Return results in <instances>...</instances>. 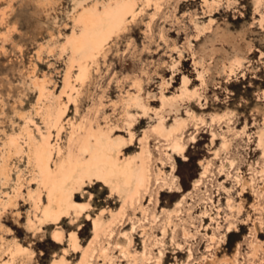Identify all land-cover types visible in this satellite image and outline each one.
Here are the masks:
<instances>
[{"label":"rangeland","instance_id":"rangeland-1","mask_svg":"<svg viewBox=\"0 0 264 264\" xmlns=\"http://www.w3.org/2000/svg\"><path fill=\"white\" fill-rule=\"evenodd\" d=\"M114 12L123 21L92 47L83 16ZM180 120L182 153L155 131ZM263 127L264 0H0V264H77L89 245L107 248L92 264H264ZM100 138L122 140L120 162L142 159L149 187L128 197L85 177L82 211L49 220L48 183ZM121 208L96 236L93 219ZM123 232L146 258L121 253Z\"/></svg>","mask_w":264,"mask_h":264},{"label":"bare ground","instance_id":"bare-ground-1","mask_svg":"<svg viewBox=\"0 0 264 264\" xmlns=\"http://www.w3.org/2000/svg\"><path fill=\"white\" fill-rule=\"evenodd\" d=\"M123 19L124 13L120 12L107 14L104 17L99 18V20L98 18L93 17V15L91 14L84 15L82 18V22L85 27L90 29V45L92 47H96L98 46V44H101L103 41H105L109 37L110 33L119 26ZM80 46L81 44L79 40H77L74 47L79 48ZM237 64H239L238 61ZM182 123L183 122L181 120L177 121L176 126H172L168 130H163L159 127L155 129V131L160 136L169 138L171 140L170 150L178 153L183 152V146L181 144L182 134H180L181 137H174L173 134L178 130L180 126H182ZM256 134L258 139V147L261 150L262 156H264V127L260 128L256 132ZM225 144V139H223L222 146H224ZM15 146L16 145L14 143V140L10 139L7 143V152L9 153L14 150ZM86 146L91 150V157L88 161H84L81 157H78L75 162H69L67 166L59 173L54 175L52 180L48 183L47 204L44 209V214L45 217H47L49 220H56L60 215L65 213L68 208H73L75 212H77L78 210L82 211V207L78 206V204L72 200V197L75 190V185H77L79 182H82L85 177L97 176L104 182V184L108 185L111 189H115L119 186L120 189H122L128 197L140 198L141 188L147 190V188L149 187L151 174L150 170L143 163L142 159L139 165L137 164L135 157L129 158L124 162H120L118 160V153L121 147L124 146L121 139L117 138L113 141V144L108 145L105 143L103 138H100L96 140L95 144L92 145L91 143H87ZM50 149L51 148H49L48 146L42 147L36 150L35 153L36 162L38 163L39 167L44 170V172L47 171L48 163L52 156V151ZM228 164L231 166L233 163L232 161H229ZM222 165L225 167L224 163ZM207 170L208 164L203 166L201 177L207 172ZM260 173L262 177H264V167L260 170ZM235 180L237 182H240L242 188H244L245 185L248 184V181H246L244 178H239V176H236ZM198 184L199 180L195 182L194 187H196ZM256 194L257 196H259L257 192ZM227 205L229 207L232 206L229 202L227 203ZM123 214L124 210H122L121 208L115 212L110 211L109 218L107 220H103L100 215L97 218H94L92 221V227L95 235L97 236L100 231H106L108 236L110 237L113 232V226L115 224L117 215L123 217ZM170 214L171 212H168V215ZM131 229H133V227H131ZM58 234L59 233L56 232V234H54V237L59 238L60 234L59 236ZM123 237H126V244L119 243L120 241L116 243V246H120L119 248L121 249V253H123V251L125 252L123 255L130 257L135 262H138L139 259L142 260L146 258V254L144 252H131L129 246L132 242V239L129 238L128 234H126L125 232H123ZM209 238L212 239V236ZM69 241L72 250L76 251L78 249V245L76 243L75 236H70ZM259 244H252V253H250L251 255H253L252 257H254V254L260 247ZM106 251L107 248L105 246H103L100 250H96V248L89 245L87 249L82 252L80 260L77 264H92L94 257L98 256L100 258H103ZM189 256H191V253ZM223 260L224 264H238V261L236 259L232 260L230 258H227ZM55 264H62V262ZM128 264H132V262H130V259H128Z\"/></svg>","mask_w":264,"mask_h":264}]
</instances>
